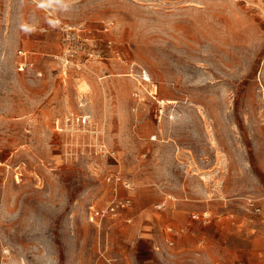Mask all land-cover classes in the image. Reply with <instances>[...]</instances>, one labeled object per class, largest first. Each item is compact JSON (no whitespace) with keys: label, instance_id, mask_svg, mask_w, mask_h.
I'll list each match as a JSON object with an SVG mask.
<instances>
[{"label":"rangeland","instance_id":"rangeland-1","mask_svg":"<svg viewBox=\"0 0 264 264\" xmlns=\"http://www.w3.org/2000/svg\"><path fill=\"white\" fill-rule=\"evenodd\" d=\"M0 264H264V0H0Z\"/></svg>","mask_w":264,"mask_h":264},{"label":"built area","instance_id":"built-area-1","mask_svg":"<svg viewBox=\"0 0 264 264\" xmlns=\"http://www.w3.org/2000/svg\"><path fill=\"white\" fill-rule=\"evenodd\" d=\"M51 16V25L57 26L63 33L64 42H63V50L62 55L60 58L62 64V73L64 75L67 74L69 68L73 67L76 70H82L83 62L81 61L80 57V50H82V45L84 39L81 36L80 27L77 26H70L67 23H64L59 18L55 17L54 15L50 14ZM110 44L111 41H108ZM16 68L19 72H24L26 70H36L35 61L28 58L26 51L18 50L17 57L15 60ZM38 75H41V71H36ZM127 202H114L111 206V211H115L118 208H123L127 206ZM103 213V212H102ZM169 231H172L171 227L168 228ZM169 244H173V240H168Z\"/></svg>","mask_w":264,"mask_h":264},{"label":"bare ground","instance_id":"bare-ground-1","mask_svg":"<svg viewBox=\"0 0 264 264\" xmlns=\"http://www.w3.org/2000/svg\"><path fill=\"white\" fill-rule=\"evenodd\" d=\"M81 91V90H80ZM161 101V100H160ZM164 102L166 103V104H170V103H176V101L175 100H173V99H165V101H161V104L162 105H164Z\"/></svg>","mask_w":264,"mask_h":264}]
</instances>
